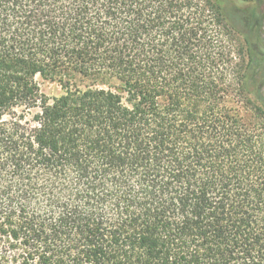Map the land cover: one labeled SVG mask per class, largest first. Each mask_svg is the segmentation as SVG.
<instances>
[{"label":"trees","instance_id":"trees-1","mask_svg":"<svg viewBox=\"0 0 264 264\" xmlns=\"http://www.w3.org/2000/svg\"><path fill=\"white\" fill-rule=\"evenodd\" d=\"M243 1L0 0V264H264Z\"/></svg>","mask_w":264,"mask_h":264},{"label":"rangeland","instance_id":"rangeland-1","mask_svg":"<svg viewBox=\"0 0 264 264\" xmlns=\"http://www.w3.org/2000/svg\"><path fill=\"white\" fill-rule=\"evenodd\" d=\"M233 2L236 4V6H238L241 9L246 8L250 4V2H245L243 0H233ZM259 7H260V12L261 13L264 12V3L261 4ZM239 38H240L239 42L243 44L244 41L242 37ZM258 47L264 49V46L261 43H259ZM41 84H42V89L50 95H58L60 93V87L56 83H52L46 80H41Z\"/></svg>","mask_w":264,"mask_h":264}]
</instances>
